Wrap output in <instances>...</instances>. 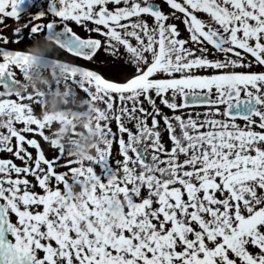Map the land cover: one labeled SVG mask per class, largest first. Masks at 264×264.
<instances>
[{
  "label": "snow or ice",
  "instance_id": "1",
  "mask_svg": "<svg viewBox=\"0 0 264 264\" xmlns=\"http://www.w3.org/2000/svg\"><path fill=\"white\" fill-rule=\"evenodd\" d=\"M38 35L89 155L12 88ZM0 86V264H264V0H0Z\"/></svg>",
  "mask_w": 264,
  "mask_h": 264
},
{
  "label": "flooded vegetation",
  "instance_id": "2",
  "mask_svg": "<svg viewBox=\"0 0 264 264\" xmlns=\"http://www.w3.org/2000/svg\"><path fill=\"white\" fill-rule=\"evenodd\" d=\"M35 3L44 6V0H35ZM25 19L26 17L22 15L20 22L23 23ZM6 23L12 25L14 21L9 18ZM27 31L24 29L25 33ZM8 47L10 50H26L30 57V63L25 72L16 79L12 88L21 92L37 94L40 115L42 118L46 115L53 121L49 134L58 144L63 145L74 156L91 154L98 143V138L89 117L94 114L91 109L97 105L86 101L81 97L84 94L75 92L70 84H65L62 73L54 64L46 63V61L55 59L56 43L43 35H38L31 42L25 40V43H13ZM63 57L64 54L61 53V58L63 59ZM85 63L81 60L82 65ZM88 66L96 68L95 64ZM14 71L17 70L14 69ZM102 72L105 76L108 75L106 70H102ZM0 91H3L2 86H0ZM110 126L115 130L114 123ZM35 138L41 143L46 157L50 158L52 152L48 145L39 136H35ZM29 150L34 153L33 149ZM0 155L8 154L0 153ZM14 162L18 165L21 164L19 160L14 159Z\"/></svg>",
  "mask_w": 264,
  "mask_h": 264
}]
</instances>
